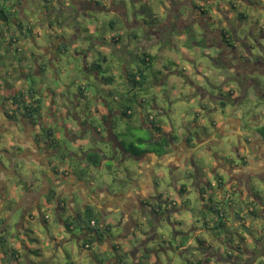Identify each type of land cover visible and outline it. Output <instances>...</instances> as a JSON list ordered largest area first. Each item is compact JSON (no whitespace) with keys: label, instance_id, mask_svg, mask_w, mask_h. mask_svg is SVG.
Instances as JSON below:
<instances>
[{"label":"flooded vegetation","instance_id":"obj_1","mask_svg":"<svg viewBox=\"0 0 264 264\" xmlns=\"http://www.w3.org/2000/svg\"><path fill=\"white\" fill-rule=\"evenodd\" d=\"M42 1L43 4L38 6L40 14L37 16L38 18L35 24H32L30 19L25 18V5L23 4V0H0V72L5 71L4 74L8 72L12 74L14 72V70L11 69L14 60L11 61L10 53L20 50V47L12 48L11 43L9 44L6 40L4 41V31L1 28H4V30H11L15 27V24H18L19 27L20 23L24 22L26 26L28 25L30 30H28L27 27H19V29L23 31L22 39L16 40L15 45L18 42L23 43L18 46H27L28 41L31 39H27V33L34 29V26L45 28L46 26L58 25L59 27L57 28L61 29V31L70 28L67 31L64 30L56 34V41L53 44L40 45L35 42L33 45L32 42L33 48L37 50L34 62H39L42 56H44L42 59L48 62L50 67H55V63L59 64L62 62L60 57L61 54L58 56V53H66L70 51L71 48L76 47V45L80 46L83 38L87 46L86 50L88 49V56L82 57L81 61L88 77H83L86 80L83 84L77 79L78 84L75 91H71L69 88H64L62 86L59 92L57 90L51 91V89L44 84L39 88L38 85L35 84L37 83L35 80H31L28 85L26 83L23 84L22 80L19 78L20 75H17V78H19L18 81L21 83L19 86L6 79V87L8 84L10 89L14 88V93L4 96L6 99L5 104L8 103V106H14L16 111L11 110V113H8V107H6L4 111L0 113V115L6 118V121H3L2 118L0 119V153H6L8 156L11 155V153H16L25 159L27 158L23 157L20 153H32L35 159L36 155L33 153H36L38 157L42 155L46 159V161H44L39 157L41 162L37 161L42 164L38 169L42 178L39 179L40 182L36 189L32 190L33 196L26 208L24 206L21 207V215L28 213L31 215L29 216L30 220L36 222L37 214L35 210L38 209L40 211V201L43 197H46L47 202H53L56 206L55 208L61 226L73 234L74 230L86 231L89 227L86 222L88 207H92L97 215V225H99V227H101V225L103 226V220L101 221V218H107V215L111 214L114 218L113 221L116 222L115 225L120 224L123 232L127 234H136V232L143 234L141 241L130 247L127 246L126 252H117L116 245L111 242L109 237L106 238L105 236V233L109 232L111 225L106 222V226L101 229L104 232H102L100 237L98 236V242L104 245L105 243L107 244V240H109V245L115 248L116 255L111 261H116L117 264L120 259L123 260V256L125 260L129 261L130 259L132 263L137 259L140 260V264H144V261L147 264H151V262L156 263L160 261V259H154L152 253L159 254V252H166L169 249L166 246L169 235L168 232L161 240L159 239L160 243L157 249L153 250L150 246L154 245V242L157 240V227L153 220L159 219V222H162L165 227V225L168 224L163 219L167 215H172L170 213L176 210L175 207L178 201L173 196L174 191L177 192L178 196H185L188 194L189 189L195 190L199 199L197 208L200 210V213H214L218 218L225 217L229 209L235 207L238 203L246 205V199H258L257 195L252 192L247 191L245 195L243 189L247 188L249 190V183L252 182L253 177L264 180V134L262 132V127H264V95L261 93L264 86L262 85V81L258 78L259 76L264 77V74L254 70V67L259 63L264 68V54L250 59L247 55L238 52V46L234 44L233 39H231V42L228 41L230 40L229 38H227V40L224 38L222 40L218 39V44L221 47V50H219L221 51L219 53L220 55L218 54L219 57L229 58L227 62H225L224 69L227 68L232 71H230L231 75L219 74L218 77L221 79L233 80L239 87L252 88L254 92L257 93L258 97H260L258 102L260 105L258 104L253 109L243 111L245 114L242 117L233 116L238 110H241L242 105H244L243 99H245V90L242 91L241 95H234V91L232 90H229L226 95L222 93L214 95L209 92L202 93L201 91L203 90L197 85V88L193 91H196L201 99L203 97L204 99L209 97L212 102H214L210 108L205 102L199 103L204 112L211 113L213 109L222 116V120L218 124L215 119L214 121L213 119L210 121L209 124L213 126L211 132H202V126H197L196 129H198L196 131H194L195 129H185L184 135L178 138L173 128L175 126L173 121V116L175 115L174 103H170V109L168 111L164 106V101L165 99H169V96L162 94V96L158 95L146 101L145 97H135V92L132 87L121 85L122 89H126L128 96L126 98L127 101L117 107H123L125 104L134 106V113L132 116L135 115V110L137 108H141L143 110V118L146 119L145 128L149 129L152 135L149 139H131L132 143L127 147L124 141L121 140V137H119V134L115 132L114 125V116L116 114H123V108L121 112L117 111V113H114V109H112L109 104H106V107L109 109L104 115L98 107L99 102H101V97L97 96V94L93 95L92 89H90L89 92L95 101L92 102L90 99L83 102L88 94L86 93L88 88H85L88 84L87 82H91L92 79H94L96 82H101L104 85H107V83L100 78L103 67H101V70L98 69L96 56H94L93 53V55L89 53L91 50L90 47L98 53L106 51L97 47L100 43L97 42L94 37H90L95 30L84 31L81 24H87V21L93 20V16L89 15L88 11H93V13L98 11L106 13L113 12L118 13L119 17L122 18L121 22L124 26L122 29L124 30V28H126L125 31L127 33L133 28L131 25H134L135 22L139 23L134 19V16L136 12L139 11L137 2L140 4V0H129L128 2L125 0H67V4H64L66 0H56L58 4L57 8L56 6H50V1ZM144 2H147L149 6L156 5L158 9L153 13L157 15L156 23L151 26L148 33L142 35V42L136 47L137 54L141 56V59H143L145 54L147 55L144 60L145 64L142 66L136 63L133 72L129 68L127 60L125 62L126 64L122 65L124 72L123 78L128 80L135 79L133 75L136 77L137 73L138 77L135 79L137 81L136 83H139L142 87L147 86L146 82L153 72L163 79L161 82L166 79V75L164 74L166 70L158 65L155 66L157 60L148 58L149 53L147 48L149 43L152 46L164 43V50H166V48L171 49L173 43L171 45L170 43L174 30L179 31L184 28L185 31L193 33L195 30L193 26L197 24L198 28H202L201 30L205 31V27L210 20L202 10H199L194 5L193 0L186 3L188 4L186 5L188 8L184 13L179 12L181 0H145ZM104 3L106 7L101 6ZM35 5L37 6L38 2H36ZM197 12H200V14ZM159 14L165 16L166 19H158ZM130 16H133L134 23L128 21V19L131 18ZM30 37L33 38L34 35ZM32 40L35 41V38ZM237 40L242 41L240 38ZM102 43L107 42L102 41ZM27 49L29 50L30 48L27 46ZM50 52L55 53V59L49 56ZM79 52L81 51H78L77 54H79ZM95 54L97 55V53ZM88 57H91V59L89 60ZM101 57L102 55L99 54L98 59L102 60ZM137 60L140 61L139 59ZM53 61H55V63H53ZM40 66L41 64L37 63L36 67H34L36 68V72L42 75V70H44V68ZM220 70L224 73L222 69ZM168 72L173 73V71ZM1 74L3 75L2 72ZM156 82H159L158 79ZM5 84L3 86L0 83V90L2 87H5ZM66 86L69 85L66 84ZM41 93H43V95H40ZM55 93H57V95H55ZM53 94L55 96L49 99L51 101L50 108L43 113L41 108L43 106L44 97L49 98V96ZM61 97H66L67 103L62 102L60 106L61 109H59L58 112H54V103L60 101ZM139 103L141 106L138 105ZM261 104L263 106H261ZM36 106H39L38 110L33 112L32 109ZM228 108H231L233 111L232 115L228 113V115L225 114L224 109ZM247 112H250V114ZM59 113L63 114V118H58L57 115ZM141 114L138 116H141ZM163 116H168L170 119V127L172 129L168 132L160 131L161 127L159 126L162 125L161 120ZM45 118H49V122H45ZM154 120L157 121L154 122ZM208 128L211 129L209 126ZM218 134H224L228 137L234 134L237 137V139L230 144L232 153L236 155L235 158L229 160L226 155L216 151L218 148H216V150L213 149L216 145L222 147L221 142L223 141L216 137ZM62 135L63 137H61ZM99 137L103 138L108 143V152L97 147V138ZM54 153H56L55 156H57V158H54ZM71 153L73 154L71 155ZM95 153L98 155L96 162V159L91 158V154ZM99 153H118L121 162L120 168H123L120 169L121 172L119 177L125 184L124 188L117 192H115L116 190L111 191L108 197L102 195L101 189L88 195L85 192V188L88 187V184L86 185L84 179L81 178L86 176V174L92 176L94 173L93 169L96 170L99 167L98 161L101 158ZM198 153H202L204 158L202 159L197 156ZM206 156H211L216 159L215 165H209L208 167V173L210 174L209 178L208 176H202L199 169V164L205 162ZM71 158H76L77 162L79 161L78 164L70 160ZM71 163L73 164L71 165ZM125 163H128V165L132 167V171L126 182L124 181L125 171L128 169L125 167ZM93 164L94 166L92 167ZM69 166H71V169ZM189 167L190 170H188ZM60 168H63V170L68 168L72 173L70 175H66L67 171L60 173ZM163 168H166V172L171 176L170 183L172 184V189L169 190V194H167L168 190L166 193L160 190L159 180L165 174ZM222 171L226 176L222 175ZM49 172H52V177L48 182H45L44 178H47ZM211 179L213 183H211ZM186 181H188V183H186ZM170 183H168V187ZM145 191L146 196H142V193ZM77 193H79L82 199V202L79 201L80 203H77L75 200ZM210 194L214 195V197L210 196ZM233 194L238 195V198ZM21 196L22 195L19 194V198L15 201L14 205L18 206L20 204ZM3 198L4 196L0 192V211H5V200ZM107 202H111L113 207H106L105 205ZM115 204L117 205L114 206ZM16 207H11L9 212L15 210ZM32 207L36 209L31 211L30 209ZM217 208L219 211L215 212L214 209ZM64 211L66 212V216L62 215ZM241 213L240 210V212L235 213V215L237 217L242 216ZM42 215L43 214L40 212L39 220L44 224L46 217ZM115 216H117V218H115ZM170 222L172 221L170 220ZM179 222L181 223L182 220ZM203 224L205 228L210 226L207 221H204ZM194 228L195 226H188L189 231H192ZM169 233H171V229ZM176 233L175 231V234ZM178 234L180 235L177 238H179L180 241H178L177 250L188 249L189 247H186V244L182 241L185 236L190 234L183 232H178ZM204 242L203 240H198L199 245H197L198 243L195 245L205 248ZM237 250L239 251L240 248H237ZM211 254L213 253L210 252L206 258H193L196 264H209L207 258H209L208 256ZM180 255L182 258L183 254ZM214 258L216 260H221L218 256Z\"/></svg>","mask_w":264,"mask_h":264},{"label":"rangeland","instance_id":"obj_2","mask_svg":"<svg viewBox=\"0 0 264 264\" xmlns=\"http://www.w3.org/2000/svg\"><path fill=\"white\" fill-rule=\"evenodd\" d=\"M125 1L128 2L129 0ZM144 1L145 0H140V4L137 2V8H139V11L136 12L134 19L139 23L135 22L134 25H131L133 28L127 33L125 31L126 28H124V30L122 29L124 26L121 22L122 18L119 17L118 13H106L100 11L93 13V11H88L89 15L93 16V20L87 21V24L84 23L81 24V26H83L82 28L84 31H91V29L94 28L95 31L90 37H94L95 40L100 43L99 45L101 46L98 45L97 47L106 51L100 53L93 51L92 53L97 58V68L101 70V67H103L100 78L103 79V81H106L107 85L98 81L96 82L94 79H92L91 82H87L88 84L85 88H88L86 92L88 94L83 102L90 99L92 102L95 101L89 92V90L92 89L93 95L97 94V96L103 98V101L99 102L98 107L100 108L101 113L104 114L109 109L106 107V104H109L110 107L114 106L116 108L118 105L121 106L127 101L126 98L128 93H126V89L121 88V85L132 87L135 92L134 96H137V98L138 96L145 97L146 101H148L149 98L165 94V96H169V99H165L164 101V106L167 111L170 109V103H174L173 107H175V115L173 116V121L175 126L173 128L175 129L174 133L178 138L182 137V134L184 133L181 132L182 128H191L189 130L195 129L194 131H196L198 128L196 129V126L194 127V122L199 124L209 123V113L204 112L199 104L198 93L193 91L197 88L199 82L205 84V86H202L204 90L214 95L220 93L226 95L229 90L234 91V95H241L242 91L245 90V99H243L244 105H242L241 110H238L233 116L242 117L245 114L243 111L253 109L259 104L260 97H258L257 93H255L252 88L239 87L233 80L225 78L221 79L218 77L220 74V72H218L219 66H217L214 61L215 57L221 52L219 51L221 49L216 48V46L210 47L208 46V43L206 44L202 42L206 39L205 32L207 28L205 31H202V28H198L197 24L193 26L195 28L193 35H191L192 33L190 31H185L184 28L179 31L174 30L171 43L166 42L170 43V45L173 43L171 49L164 50V43L153 46L149 43L148 47L153 48L151 49L152 53L148 58L151 60H157L155 66L158 65L166 70V73L164 72L166 79H164L163 82H161L163 79L154 72L151 73L147 80L146 87H142L139 83H136L137 81L135 79L138 77L137 73L136 77L133 75L135 79L128 80L123 78L124 72L122 65L126 64V60L128 61L129 68L132 72L136 63L144 66L145 61L141 59L139 54H137L136 47L142 42V35L148 33L151 26L157 21V15L153 14L158 10L156 5L149 6L148 3ZM181 1L179 12L184 13L188 8L186 6L188 4L186 3L190 0ZM193 2L199 10H205V15H211L212 18L216 20L214 23H218L219 26L226 23L223 19L227 20V17L220 12L227 10V7H229L230 15L232 16L230 22L238 28V33L235 32L236 36L242 39V41L237 40L234 36L235 34L233 35L234 44L238 46V52L241 54L245 53L250 59H252L254 55L257 56L264 54V0H193ZM233 5H236V7L234 8ZM101 6L106 7L105 3ZM239 12L244 15L245 19L238 18ZM197 13L200 14V12ZM37 16V10H32L28 13V17H31L34 21L38 18ZM130 17L131 18L128 19V21L134 23L133 16ZM162 18L164 19L165 16L159 14L158 19L161 20ZM194 36L196 38H194ZM42 38L40 41H42ZM197 40L199 41L197 42ZM102 41L107 43H102ZM80 45L81 49H83L85 46V40H83V38L82 44ZM19 47L20 50L10 53L11 61L14 60L11 69L15 72H13L15 75L12 73L14 76L20 75L19 78L22 80L23 84L26 83L28 85L31 80H35L37 83H34L37 84L39 88L44 84L46 87L50 88L51 91L57 90L59 92L62 86L64 88H69L71 91H75L78 80L81 84L86 82L83 77H88V75L82 64V57L77 54L78 51H81V49H78L80 46L76 45V47L71 48V50L66 53L57 54L56 52L58 56L61 54L60 57L62 62L57 64L53 61L55 67H50V64L42 59L44 56H42L39 62H34L36 57L35 54L37 53L36 49L33 54L31 49H27V46ZM90 49H92V47H90ZM95 53H97V55ZM99 54L102 55V60L98 59ZM37 63L41 64V68H44V70H42V75H39L36 72L35 67ZM168 71H173V73ZM32 72L33 74L30 76ZM258 78L262 81V85L264 86V77L259 76ZM157 79L159 82H156ZM66 84L69 86H66ZM2 85L4 86V83ZM7 87L5 84L3 91L7 92L8 89L11 90L8 84ZM204 90L201 92L204 93ZM41 95H43V93H41ZM60 99V101L54 103V112L59 111L62 102L67 103L66 97H61ZM205 100L207 105H209V108L214 103L209 97ZM138 105L141 106L140 103ZM261 106L263 105L261 104ZM211 111L212 113H216L213 109ZM224 112L226 115L233 114L231 108L224 109ZM247 113L250 114V112ZM138 115H140L139 112H136L133 116L129 114L126 116L124 114H116L114 116L115 132L119 134V137H121V140L124 141V144L127 147L131 145V139H149L152 136L150 130L143 126L141 116ZM1 118L0 115V119ZM45 122H49V118H45ZM161 122L162 127L160 128V131L168 132L172 129L170 127V119L168 116H163ZM209 127L213 128L212 124H209ZM201 128L202 132L212 131V129H209L207 126H202ZM230 136L231 137L224 134H218L216 137L223 141L221 142L222 147H218L217 145L213 147L214 150L218 148L216 151L226 155L229 160L236 156L232 153L230 144L237 139L234 134ZM61 137H63V135ZM108 146V143L103 138H97V147L108 152ZM1 158L2 156L0 155V159ZM118 158H120V156H118ZM70 160L77 164L79 162H77L76 158H71ZM215 160L216 159L211 156H206L205 162L199 164L202 176L210 177L208 167L209 165H215ZM113 163L114 161H106L100 168H97V171L93 169L94 173L92 176L86 174V176L81 177L86 182V185L88 184L89 187H91L92 192H97L98 188H103L105 186L111 190L114 188L121 190L123 188L124 182L119 177L121 172L120 166L115 164L111 169L108 166V164ZM72 164L73 163H71V165ZM69 168L71 169V166H69ZM163 170H165V174L159 180L160 190L164 193L168 190L167 194H169V190L172 189V184L170 183L171 176L166 172V168H163ZM188 170H190V167ZM222 175L226 176L223 171ZM212 179L211 183H213ZM124 181H127V176H125ZM168 183H170L169 187ZM186 183H188V181H186ZM116 185H120V189H118ZM88 190V188H85L86 193ZM243 190L245 195L247 194V191L257 195V200L249 199L250 202L252 200L255 201L251 203L257 212L256 217L250 213L251 207L248 208L247 205H241L239 203L238 205H235V207L230 208L223 218H218L214 213H200V210L197 208L199 199L195 190L189 189L188 194L185 196H178L177 192L173 190V196L178 201V204L175 207L176 210L170 213L172 215H167L163 219L168 224L165 225V227L162 222H159V219L153 220L157 227V240L154 242V245L150 246L153 250L157 249V246L160 243L159 239L161 240L168 232L169 235L168 240L166 241V246L169 249L166 252H159L158 256L160 261L156 263L151 262V264H196L193 257L206 258L210 252L213 254L207 258L209 264H231L226 260H224L226 262H222V258H229L228 252L229 254L231 252L233 254L232 257L230 256L232 264H264V180L258 177H253L252 182L249 183L250 191L247 188H244ZM233 195L238 198V195ZM210 196L214 197V195L211 194ZM80 197L79 193H77L75 196L77 203H80L79 201L82 200ZM249 200L246 199L247 202ZM55 207L56 206L53 202H47L46 197H43L40 201V211L38 209L35 210V207L30 209L31 211L35 210L37 214V221L34 222V220H31V223H34V234L38 239L36 241L40 244L41 250L44 254L42 255V258L51 253L57 254L51 258L52 261L50 264H106L108 259L113 260V258H115L116 251L115 248L109 245V240H107V244L105 243V245H101L98 240H94L91 247L86 248L83 244H79L72 239V233L60 225ZM240 210L242 216L237 217L235 213L240 212ZM21 212L22 211L19 209L14 212L9 227H7V232L10 237L12 233H16L17 231L15 229L16 227L12 224L16 225L19 222ZM40 212L43 214L42 216L46 217L48 221L47 225L39 220ZM62 215L66 216V212L64 211ZM169 216L172 222H170ZM115 218H117V216H115ZM113 219L114 218L111 214L105 219L107 223L111 224L109 232L105 233V236L106 238L109 237L111 242L116 245L117 252L124 253L126 252L127 246L130 247L141 241L143 234H139V232H136V234H127L123 232L121 225H115L116 222H114ZM102 220L103 219L101 218V221ZM180 220H182L181 223L179 222ZM204 221H207L208 224H210L208 228L204 227ZM188 226H195V228L192 231H189ZM170 229L171 233H169ZM174 230L177 232L176 234ZM178 232L190 234L185 236L182 241L186 244V247H189L186 250L180 249L182 253L180 250H177V244L178 241H180L179 238H177L180 235ZM52 237H55L61 242L59 251H56L58 247L56 248V246H52L56 243L52 242V244H50ZM198 240L205 241V248L197 246L199 245ZM236 244L241 247L238 253V250H233L235 249L234 245ZM103 246L106 247L101 250ZM180 254H183L182 258L185 259H182ZM152 255L154 256V259L157 260L155 254L152 253ZM215 256H218L221 261L216 260L214 258ZM36 258L38 260L40 259L38 255L35 256V259ZM46 263L47 261L44 259H41L39 262V264Z\"/></svg>","mask_w":264,"mask_h":264},{"label":"crops","instance_id":"obj_3","mask_svg":"<svg viewBox=\"0 0 264 264\" xmlns=\"http://www.w3.org/2000/svg\"><path fill=\"white\" fill-rule=\"evenodd\" d=\"M35 1L36 0H23V4L25 5L24 6V13H25V16H26L25 18L30 19L32 24H35L36 21H34L31 17L29 18L28 17V13L31 12L32 10L33 11L34 10H37L38 11V15H39L40 13H39V10H38V6L43 4V1L42 0L41 1L37 0L36 2H38V5L36 6L35 5V3H36ZM46 1L47 2L50 1V3H49V4H51L50 6H56V8L58 7V4H57L56 0H46ZM64 4H67V0L65 1ZM233 7L235 8L236 5H233ZM220 13H222V15H224V16L227 17V20L226 19H223L226 23L225 24H221L220 26H219L218 23L217 24L214 23L216 20H214L211 15L206 14L207 16H210L211 17V18H209L210 20L208 21V27H207V30H206V33L209 36V40L211 39V42L208 45L210 47L216 46V48H221L219 44L215 45L214 42H213L214 41V38L216 36L219 37L221 40L224 38L222 36L223 33L221 31H225L227 33V35L228 34L234 35L235 32L238 33V28H236L234 26V24L230 22V19L232 18V16L230 15L229 7H227V10H224V11H222ZM241 15H242V13L239 12L238 18L245 19L244 18V15L243 16H241ZM25 25L26 24H24V22H22V23H20V26L19 27H23V28H26L27 27L28 30H30L29 27L28 26H25ZM19 27H18V24L17 25L15 24V27H13L11 30H7V29L4 30V28H1L4 31V41L6 40V41L9 42V44L11 43V47L12 48H17V47L19 48L18 45H22V43H23V42L22 43L18 42L15 45V41L16 40H21L22 39V33H23V31L20 30ZM34 27L35 28L32 29L29 33H27V36H26L27 39L28 38L29 39L31 38L28 41V44L27 43L26 44H27L28 48L31 49V52H33V54L35 53V49L33 48L34 46H32V42H33V45H34L35 42H37L40 45H46V43L47 44H50V43L53 44L56 41V38H55L56 37L55 36L56 34H59V32H63L64 30L67 31L68 29H70V28H66L63 31H61V29H58L57 28V27H59L58 25L57 26L53 25V26H49V27L46 26L45 28H41V27H38V26H34ZM12 30L14 31V33H13ZM94 30H95L94 28L91 29V31H94ZM61 34H63V33H61ZM32 35H34L33 38H35V41L32 40L33 39L32 37H30ZM234 36L236 37V34ZM41 38H42V41H40ZM93 40H94V38H93ZM86 47L87 46L85 45L84 48L81 49V45H80V48H78L79 50L81 49V52H79V54H78L80 57H83L84 58L86 55L88 56V49L86 50ZM152 48L153 47H150V48L148 47L147 48V51H148L149 54L152 53L151 52V49ZM166 50H168V49L166 48ZM93 51H95V50L94 49H91L89 51V53L92 54ZM48 53H49V51H48ZM49 56L52 59H55L56 58L55 53H51L50 52ZM88 59L90 60L91 57H88ZM218 66H219L218 72H220L221 75L222 74L223 75L224 74L225 75H227V74H230L231 75V72L232 71L230 69L228 70L227 68L224 69L225 68L224 66H220V65H218ZM220 69H222L224 71V73L221 72ZM1 72L3 73V75L1 74ZM1 72H0V83L1 84H3V83L5 84L6 79H8V81H11V82L15 83L18 86L21 85V83L18 81L17 76L16 77L15 76L14 77L12 76L15 72L13 74H11L9 72L7 74L6 73L4 74L5 71H1ZM200 78H201V76H200ZM197 85L202 90H204V88L202 86H205V84L203 82H199V84H197ZM3 88L4 87H2L1 90H0V113H2L6 107H8L7 108L8 113H11V110L16 111V108L14 106H12V105H9L8 106V103L5 104L6 99L4 97L5 95H8V94L10 95V93H14V88H11V90L8 89V91H7L8 93L6 91H3ZM204 91L206 93H208V91H206V90H204ZM55 95H57V93H55ZM55 95L54 94L53 95H50L49 98H47V97L45 98L44 97V99H43V106L41 108V111L43 113L50 108L51 101L49 99H51ZM199 97L200 96H198V98ZM1 99H3V100H1ZM102 99L103 98L101 97V101H103ZM200 99H201V97L199 98V101H200ZM202 102H205L206 105H207V102L204 99V97L201 99L200 104ZM126 107L128 108L127 112L132 115L134 113V107L132 105L125 104V105H123V107H116V108L113 106L112 109H114V113H117V111H120L121 112V109L122 108L125 109ZM59 109H61V107ZM140 109H136L135 111L136 112H140L141 111L140 112V114H141L143 112V110L142 109L140 110ZM53 110H55L54 109V106H53ZM208 116H209V123H210V121H212V119H213V121L215 119V121H217V124L222 120V116H220V114H218V113H212L211 112V113H209ZM1 117H2V120L3 121H6V118H4L3 115H1ZM197 117H198V115H197ZM141 121H142L143 126L146 127V123H145L146 122V119L143 118V113L141 114ZM209 123H206V124H204V123L202 124L201 123V124H199L197 122H194V127L195 126L196 127L197 126H204V125H206L208 127L209 126ZM184 124H187V123H184ZM185 129H187V128H182L181 129V132L183 133ZM188 129H191V128H188ZM182 135H184V133ZM20 154L23 157H26L29 160H34L36 162L37 161H40L39 160V157L42 160L46 161V159L42 155L38 157V154H36V153H33L34 155H36V159L33 157L32 153H20ZM220 155H222V154H220ZM64 171H67L66 175H70L72 173V171L69 170L68 168H66L64 170H63V168H60V173H62ZM96 171H97V169H96ZM51 177H52V172H49L47 178H44V181L45 182H48ZM17 184H18V186H17ZM31 185H33V186H31ZM38 185H39V181H34L29 176H27V178L26 177L23 178L20 181L13 180L12 182H10V181L8 182L7 179H5L3 176H1L0 192L3 194V196H4L3 199L5 200V202H4V205H5L4 215L9 212V209L11 207H16L17 206V205H14V203H15L16 200H18L19 194L22 195L21 196V199H20V204L15 209H17V210L19 209L20 210L22 206H24L26 208V206L28 205L31 197L33 196L32 190H35ZM30 187H31V189H30ZM177 187H178V185H177ZM99 189H101L102 195H105L106 197H108L110 195L109 193L111 191H114L113 189L110 190L106 186L103 187V188L100 187L97 190H99ZM142 196H146V191L144 193H142ZM112 205L113 204L111 202L110 203L107 202V204L105 206L106 207H108V206L113 207ZM116 205L117 204H115L114 206H116ZM24 215H25L24 222H20V223L18 222L19 224H17V228H15L17 231H16V233H12L13 235L11 234V237H10L9 233L6 230H5L6 232L0 233V236L1 237H5L6 238V241L3 244L4 246L0 242V264H39V262H40L41 259L46 260L47 261L46 264H50V262L52 261L51 258L53 256H56L57 254H52L51 253L50 255H48L46 257L43 256V258H42V255H44V254H43V252L41 250L40 244L38 243V241H36L38 239L36 238V236L34 234V230H35L34 229L35 227L33 226L34 223H31V220H30V217H29L31 215L28 214V213H26ZM0 221L2 222V219L1 218H0ZM44 224L45 225L48 224L47 219H46V221H45ZM60 225H61V222H60ZM0 226H1V224H0ZM55 239H56L55 237H52L51 238L52 241H51L50 244H52V242L53 243H56L55 245L53 244L52 246H56V248L58 247L56 251H59V248L61 247V242L58 239H56V240ZM72 239H74L79 244H83V246L85 244V247H86V243H88L90 245L89 247H91V244L93 243V241L94 240H98V236H95L94 239L92 240L91 239V235H88L86 231L74 230V232L72 234ZM89 247H87V248H89ZM105 247L106 246H103L101 248V250L102 249H105ZM10 249H13V250L11 251ZM13 253L16 256H18V259L17 260L14 259ZM37 255L40 258L39 260L37 258H36L37 260L35 259V256H37ZM228 255H229V252H228ZM94 259H96V258H94ZM224 260H226V261H228L229 263L232 264V262L230 261L231 260L230 257L229 258H226V259H223L222 262H226ZM130 262H131V260H130ZM133 263L134 264H140V260L135 259ZM106 264H116V261H111V260L108 259V261L106 262Z\"/></svg>","mask_w":264,"mask_h":264},{"label":"water","instance_id":"obj_4","mask_svg":"<svg viewBox=\"0 0 264 264\" xmlns=\"http://www.w3.org/2000/svg\"><path fill=\"white\" fill-rule=\"evenodd\" d=\"M254 56H256V55H254ZM57 116H58L59 119L63 118V114L62 113H59ZM72 154L73 153H71V155ZM99 154L101 156L100 160L98 161L99 168L106 161H108V162H110V161L113 162L114 161L113 164H108L110 169L115 164H118L121 167V162H120V159L118 158V153H99ZM0 155L2 156V158L0 159V175L3 176L5 179H7L8 182L9 181L12 182L13 180L20 181V180H22L25 177L27 178V176L32 178L34 181H39V179L42 178V175L39 173V170H38L39 167H41V165H42L41 163L36 162L34 160H29V159L22 158L21 156H19L16 153H11V155H9V156L6 153H0ZM55 155H56V153L53 154V156H55ZM197 156H199L202 159L204 158L202 153H198ZM54 158H57V156H55ZM95 165H97V164H95ZM93 166H94V164L92 165V167ZM125 167L128 169L126 171L125 176H127V178H129L130 172L132 171V167H131V165H128V163H125ZM120 169H123V168H120ZM124 185L125 184H123V188H124ZM17 186H18V184H17ZM116 187L118 189H120L119 188L120 185H116ZM88 189H89L87 191L88 195H91L92 193H95V192H92V189L90 187H88ZM113 190H116L115 192L121 191V190H117L115 188ZM4 209H5V205H4ZM16 210L17 209L11 210L7 215H4V211H2V210L0 211V218L2 219L0 233H3V232L7 231V227H9V224H10V222L12 220L13 214H14V212ZM24 219H25V215H21L20 219H19V222H24ZM105 219L106 218L103 219V226L106 225ZM12 225H14L16 227L15 224H12ZM154 254L157 257V259H159L158 254L157 253H154Z\"/></svg>","mask_w":264,"mask_h":264},{"label":"trees","instance_id":"obj_5","mask_svg":"<svg viewBox=\"0 0 264 264\" xmlns=\"http://www.w3.org/2000/svg\"><path fill=\"white\" fill-rule=\"evenodd\" d=\"M203 13H205V10H203ZM241 16H243V15H241ZM208 27V25L205 27V28H207ZM222 33H223V37H224V39L225 40H227V38H229L230 40H228V41H230L231 42V39L233 38V35L232 34H228L227 35V33L225 32V31H221ZM190 33V32H189ZM25 34V33H24ZM191 35H193V33L191 34ZM205 37H206V39H204L202 42L203 43H208V45L210 44V42H211V39L209 40V36L207 35V33L205 32ZM194 38H196L195 36H194ZM218 39H220L219 37H215L214 38V44L215 45H217L218 44ZM199 40H197V42H198ZM227 41V42H228ZM220 49V48H219ZM220 55V54H219ZM219 55H217L216 57H215V61H214V63L215 64H218V65H220V66H225V62H227V60L229 59V58H222V57H219ZM146 54L144 55V57H143V60H145L146 59ZM148 56H150V54H148ZM258 56V55H257ZM257 56H254L253 58H256ZM252 58V59H253ZM217 65V66H218ZM254 70H256V71H259L261 74H264V68H263V66L259 63V64H257L255 67H254ZM263 95H264V89L262 90V92H261ZM15 100H16V98H15ZM38 107L39 106H36L35 108H33L32 109V111L33 112H36L37 110H38ZM127 110H128V108L126 107L125 109H123V114H125V115H128V113H127ZM6 113H7V111H6ZM155 121H157V120H154V122ZM159 127H162V125L161 126H159ZM163 129V128H162ZM262 132H263V134H264V127H262ZM140 140H142L141 138H139ZM91 158L92 159H96L95 160V162L97 161V159H98V155H97V158H96V154H91ZM251 202H255L254 200H252ZM250 202V200H249V202H246V205L248 206V208L249 207H251V210H250V213L253 215V216H257V212L255 211V207L252 205V203ZM214 211L215 212H218L219 210H218V208L217 209H214ZM86 215H87V218H86V222H87V224H88V228L86 229V231H87V234L88 235H91V239L93 240L94 239V237L95 236H99L100 237V235L102 234V232H104V231H102L101 229H102V227H105L106 225H104V226H102L101 225V227H99V225H97V215L95 214V212H94V210H93V208L92 207H88L87 208V212H86ZM242 219V218H241ZM95 221L94 222V224H92V221ZM243 220V219H242ZM0 224H2V222L0 221ZM95 235V236H94ZM6 241V238L5 237H1L0 236V242H1V244L3 245L4 244V242ZM4 246V245H3ZM84 246H85V244H84ZM236 248H240V246L238 245V244H236ZM11 251L13 250V249H10ZM229 256H233V254L232 253H230L229 254ZM13 257H14V259L15 260H17L18 259V256H16L14 253H13ZM122 258H123V260L122 259H120L119 261H118V263L117 264H133L132 262H130V261H128V260H125L124 259V257L122 256ZM144 264H147L145 261H144Z\"/></svg>","mask_w":264,"mask_h":264},{"label":"clouds","instance_id":"obj_6","mask_svg":"<svg viewBox=\"0 0 264 264\" xmlns=\"http://www.w3.org/2000/svg\"><path fill=\"white\" fill-rule=\"evenodd\" d=\"M209 18H211L210 16H208ZM236 38L238 39L239 37H237L236 36ZM233 39V38H232ZM233 42H234V39H233ZM95 222V221H94ZM92 224H94V223H92ZM88 245V246H87ZM90 245L88 244V243H86V248L87 247H89ZM235 247V249H233V250H237V248H236V245L234 246ZM241 248V247H240ZM239 251H237V253H238ZM232 253V252H231ZM230 257V256H229ZM232 257V256H231Z\"/></svg>","mask_w":264,"mask_h":264},{"label":"built area","instance_id":"obj_7","mask_svg":"<svg viewBox=\"0 0 264 264\" xmlns=\"http://www.w3.org/2000/svg\"><path fill=\"white\" fill-rule=\"evenodd\" d=\"M92 223H94V220L92 221ZM88 246V245H87Z\"/></svg>","mask_w":264,"mask_h":264}]
</instances>
